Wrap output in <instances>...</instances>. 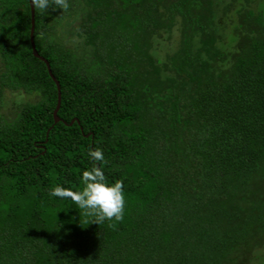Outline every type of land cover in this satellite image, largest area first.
Returning <instances> with one entry per match:
<instances>
[{
	"label": "trees",
	"instance_id": "obj_1",
	"mask_svg": "<svg viewBox=\"0 0 264 264\" xmlns=\"http://www.w3.org/2000/svg\"><path fill=\"white\" fill-rule=\"evenodd\" d=\"M69 3L89 61L34 9L54 122L29 0H0V264H246L264 238V0ZM6 93L34 98L8 117ZM94 148L124 183L115 229L49 195L83 188Z\"/></svg>",
	"mask_w": 264,
	"mask_h": 264
},
{
	"label": "clouds",
	"instance_id": "obj_2",
	"mask_svg": "<svg viewBox=\"0 0 264 264\" xmlns=\"http://www.w3.org/2000/svg\"><path fill=\"white\" fill-rule=\"evenodd\" d=\"M34 9L48 12L62 9L63 13L70 8L69 0H32ZM88 157L93 161L89 170L83 171L81 190H73L60 185L53 187L49 195L62 200H71L83 215L92 217L89 223L103 224L109 221V227L115 229L124 219L126 198L123 180H116L109 184L103 171L107 164L104 153L100 148L89 149Z\"/></svg>",
	"mask_w": 264,
	"mask_h": 264
},
{
	"label": "rangeland",
	"instance_id": "obj_3",
	"mask_svg": "<svg viewBox=\"0 0 264 264\" xmlns=\"http://www.w3.org/2000/svg\"><path fill=\"white\" fill-rule=\"evenodd\" d=\"M80 11L75 15L69 16L63 11L55 10L50 18L54 25L52 39L58 41L62 46L70 50L77 60H90L91 54L89 49L82 47L81 39L76 35V25ZM168 34L157 39L154 43L153 53L156 57L164 58L165 54L176 46L178 35L177 33L169 40ZM34 95H25L22 93H6L4 95V102L2 112L8 117L14 112L15 104L26 100H31ZM262 244L254 247L246 253V264H264V238Z\"/></svg>",
	"mask_w": 264,
	"mask_h": 264
},
{
	"label": "water",
	"instance_id": "obj_4",
	"mask_svg": "<svg viewBox=\"0 0 264 264\" xmlns=\"http://www.w3.org/2000/svg\"><path fill=\"white\" fill-rule=\"evenodd\" d=\"M29 4H30V14H31L30 43H31L32 53L34 56L40 58L41 60H43L45 62L46 66H47V70H48L50 76L55 81L56 86H57V103H56L55 109L53 110L54 122H56L59 120V117L57 116V110L59 108L60 101H61L60 86H59L58 81L55 79L54 75L52 74L49 62L47 61V59H45L43 56H41L38 53V51L36 50V46L34 43V37H33V34H34V7L32 5V0H29Z\"/></svg>",
	"mask_w": 264,
	"mask_h": 264
}]
</instances>
